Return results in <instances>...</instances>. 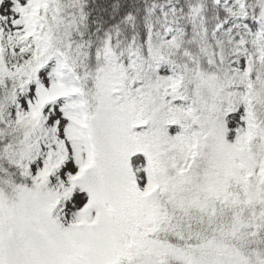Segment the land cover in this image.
Returning a JSON list of instances; mask_svg holds the SVG:
<instances>
[{
	"label": "snow or ice",
	"instance_id": "snow-or-ice-1",
	"mask_svg": "<svg viewBox=\"0 0 264 264\" xmlns=\"http://www.w3.org/2000/svg\"><path fill=\"white\" fill-rule=\"evenodd\" d=\"M0 264H264V0H0Z\"/></svg>",
	"mask_w": 264,
	"mask_h": 264
}]
</instances>
